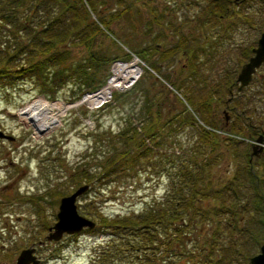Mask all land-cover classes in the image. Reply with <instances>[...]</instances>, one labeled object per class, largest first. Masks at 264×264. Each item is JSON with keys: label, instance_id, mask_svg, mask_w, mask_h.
Masks as SVG:
<instances>
[{"label": "trees", "instance_id": "1", "mask_svg": "<svg viewBox=\"0 0 264 264\" xmlns=\"http://www.w3.org/2000/svg\"><path fill=\"white\" fill-rule=\"evenodd\" d=\"M45 1L49 2L50 9L44 7L41 10L35 7L36 2L44 0H0V30L4 31L0 35L5 37L0 39V59L19 60L18 65L11 67L0 61V74L6 75L8 80L15 77L32 78L35 75L36 80L42 85V88L40 87L42 91L45 87L51 90L54 85L52 89L54 92L68 83L70 88L74 86L79 88L81 84L86 90L99 87L105 74L96 81L92 77L94 71L87 72L85 68L92 66V55L97 60L96 69L97 65L107 62L110 57L105 55L104 57L102 53L98 51L95 53L96 50L92 49V53L83 58L84 61L73 62L71 48L76 43H83L87 48L92 47L95 36L99 32L104 33L100 27L102 25L106 28V33L112 37L110 40L114 49L120 46L115 39L128 47H133L130 38L121 29H124L123 25L126 22L125 25L136 30L140 19L137 9L141 7V3L138 7L139 3L129 1L110 13L108 18L115 19V28L109 26V20L97 15L96 8L91 5L92 2L88 1L87 5L83 0ZM224 1L226 2L220 3L221 7L211 6L209 11L215 14L210 13L207 17L201 8H192L198 12L188 8L186 0L175 1L178 3L168 2L164 5L163 2L160 6L150 5L151 0H146L145 4L150 3V6L143 5L142 9L140 8L141 17L145 19L147 25L150 26L152 24L150 21H154L161 30L172 29L175 35L176 45L156 48L160 53L156 58L155 69L159 72L163 67L165 77L160 76L170 84H162L159 90L155 89L158 94L153 99L148 97L145 88L136 87L132 96H136V92L141 90L144 101L141 104L137 102V98L131 99L135 118L134 120L128 118L117 131L99 130L100 125L96 123V130L92 131L91 135L94 143L99 142L104 148H93L89 162H82L75 167V170L80 171L81 180L76 181L78 177H74V180L78 185L84 182L89 185L90 181L92 185L106 183L115 177L132 176L143 165L156 175L165 174V188L159 200H148L137 212L106 215L98 210H93L92 213L88 211L98 216L92 219L94 225L88 230L100 235L106 234L104 243H101L92 256L93 264L233 263L232 255L236 252L234 243L237 232L234 231L232 220L236 221L237 218L235 204L237 184L232 178L226 180L217 178L214 160L207 159L204 150L217 151L227 156L225 149L230 135L224 137L217 132V129L223 126L214 110L215 105L218 106L221 102L225 106L228 90H232L234 110L232 109L227 131L236 134L246 129L245 134L251 137L250 139L258 134L264 138V73L256 70L253 75L260 79L259 92L262 95L257 100L258 111H253L256 107L254 105L251 111H248L246 104L237 110L239 92L230 87V82L236 74V67L231 68V71L227 69L222 72L218 81L200 84L198 90L194 88L193 83L201 74L199 70L202 71L206 67L203 66L206 62L199 59L200 55L206 53L211 57L210 47L217 44L215 39L218 41L225 39V36H221L222 31L226 29L224 25L228 19L232 21L234 17L232 9L224 6L227 0ZM57 4L60 7H56ZM182 6L186 7L187 11L190 10L191 16L187 17V21L183 19L181 22L180 19L174 23L170 16L176 20L178 17L176 13ZM86 7L95 12L92 13L101 23L100 26L94 19L89 18ZM32 8L42 13L38 14L36 19L27 15ZM148 31L149 27L146 34ZM201 41L207 42L206 48H202ZM250 47L249 50L243 49L240 52L236 60L238 65L249 55ZM179 49L185 51L187 60L185 64L179 66L176 73L170 74L167 68L172 66L171 59L166 64L164 61L173 50ZM215 63L217 64V60ZM261 65H264V62ZM181 74L182 77L179 78ZM172 77L176 79L175 82ZM202 78L203 76L201 80ZM148 85L150 92L156 84ZM184 86L188 90L187 94L182 93ZM119 95V91H113L114 98ZM51 96L55 97L54 94ZM167 97H172L169 103L165 102ZM128 99L126 96L121 100L118 98L115 100L124 104ZM178 104L180 105L176 107ZM170 109L175 111L172 112ZM82 112L86 114V110ZM233 114L236 117L241 115L243 121L235 124L232 120ZM248 120L255 123L254 131L257 133L255 136L248 125ZM176 126L190 127V135L182 138L178 136V130L174 132H177L176 134H171L170 131L176 129ZM174 145L179 147L176 148ZM234 145V142H230L227 146ZM247 162L250 168L248 156ZM63 193L58 191V194ZM238 264L242 262L239 261Z\"/></svg>", "mask_w": 264, "mask_h": 264}, {"label": "rangeland", "instance_id": "2", "mask_svg": "<svg viewBox=\"0 0 264 264\" xmlns=\"http://www.w3.org/2000/svg\"><path fill=\"white\" fill-rule=\"evenodd\" d=\"M83 1L87 5L92 2L91 5L96 8L97 15L109 20V26L116 28L115 19H109L108 16L129 1L139 3L138 7L141 3L140 8L142 9L143 5L156 4L160 6L165 0H151L150 5L145 4L144 1L146 0ZM175 1L178 0H166L163 5ZM44 2H36L35 7L37 6L39 9L49 8V2L45 0ZM224 6H230V4L226 3ZM56 7H60V5L57 4ZM234 7L236 12L239 9L241 21L237 17H233L232 21L228 19L225 24L229 25L222 31L224 34H221V36H225V39L219 41L215 39L217 44L209 49L211 57H208L206 53L200 55L199 59L206 62L203 65L206 67L202 71L199 70V74H201L193 83L196 90L199 89L200 84L218 81L222 72L227 69L231 71V68L236 67V73L239 66L236 60L239 58L240 52L243 49L249 50L250 44L253 42V24L250 23L252 8L246 6L237 8L236 5L232 4V8ZM140 8L137 9L140 19L136 30L125 25L126 22L123 25L124 29H121L123 33L126 32L133 47H128L124 43L123 45L122 42L115 39L118 46L120 45V49H114L110 40L112 37L106 33L107 30L103 25L100 26L101 23L92 13L94 11L90 7H86L89 18L94 19L98 25L100 24L99 26L104 33L99 32L95 36L92 47L87 48L83 43H76L71 48V59L73 62H82L85 56L92 53V49L93 51L96 50L95 53L98 51L103 56L110 57L107 62L97 65L96 69L97 60L92 55V66L85 68L87 72L94 71L92 77L96 81L98 77L105 74L101 85L95 89H83V84L79 88L76 86L70 88L68 83L54 92H52L54 85L51 90L45 87L42 91V85L36 80L35 75L32 78L15 77L8 80L6 75L0 74V130L13 136L12 139L0 137V264H15V256L18 250L30 245L34 247V254L39 259L38 264H93L92 256L101 243H104L106 234L100 235V233H92L88 228H82L73 233H62L58 239H47V227L55 220L58 199L62 195L58 194V191L67 194L78 185L76 181L81 180L80 171L75 170V167L82 162H89L88 159L92 157L93 148H104L100 146L99 142L94 143L91 135V132L96 130V123L100 125L99 130L117 131L124 121H128V118L134 120L135 115L132 111L134 97L137 98L138 103L142 104L144 101L141 90L136 92V96H132L136 87L145 88L148 97L153 99L158 94L155 89L159 90L164 84H169L164 78L165 69L161 67L159 72L155 69L156 58L160 53V50L156 48L176 45L175 35L172 29L161 30L154 21L149 20L152 24L147 25L145 19L143 20L141 17ZM192 10L198 12L197 9ZM186 11V7L182 6L176 13L178 16L176 20L173 16L170 18L174 23L180 19L181 22L183 19L187 21V17L191 14L190 10ZM38 14H42L41 11L33 8L31 12L27 13V15L32 16V19H36ZM123 17H125L124 14ZM148 27L149 31L146 34ZM3 32L0 30V34ZM4 38L0 35V39ZM201 43L203 44L202 48L207 47L206 41H201ZM134 48L137 49L134 50ZM131 53L135 56L132 57ZM169 59H171L172 66H169L167 70L173 74L178 71L181 64H185L187 55L184 52L181 53V49L179 51L173 50L164 64L169 63ZM215 60L220 65H217ZM0 61L8 67L19 64V60L16 61L15 59L7 61L4 58ZM116 61L119 63L113 68ZM131 61H135L137 73L130 86L124 90L109 86L107 89L109 91L108 96L105 99L97 103L88 100L89 96L97 93L103 84H105L103 88L107 86L106 84L111 78L106 82L109 75L112 76L116 69ZM259 71L264 73V65L258 67L257 72ZM181 77L182 74L179 78ZM171 79L176 81L173 77ZM251 80L238 93L240 101L236 106L237 110L246 104L245 107H248V111H251L252 105L256 106L253 111H258L257 100L262 95L259 92L260 79L252 77ZM148 84H156L150 92H148ZM186 84L191 83L186 82ZM184 88H182V93L187 94L188 90L185 86ZM113 91L120 92L117 97L119 100L126 96L129 99L124 104H120L115 100L117 98L112 96ZM51 94H54L55 97ZM171 99L172 97H167L165 102L169 103ZM40 101L54 104L52 111L57 116L56 124L43 132L34 129L26 114L27 105ZM102 101H104L100 105L102 108H99L100 106L97 104ZM233 104L232 100L228 102V106ZM57 106L59 110L56 109ZM215 106L216 116L218 115V118L223 120L224 103L221 102ZM174 109H170V111L174 112ZM83 110H86V114H83ZM229 112H232V108ZM190 114L193 113L190 112ZM232 120L235 124L243 121L241 115L236 117L234 114ZM173 125L175 124L173 123ZM177 130L179 131L178 136L182 138L191 133L190 127L187 126L183 128L176 126V129L170 132L176 134ZM217 130L224 137L230 135L227 145L234 142V147L226 145V157L225 154L208 149L204 150V155L207 159L214 160L217 178L220 180L232 178L237 184L235 188L237 218L236 221L232 220L237 237L234 243L236 252L232 255L234 258L232 264H238L239 261L242 264H248V260L245 262V259L258 251L264 237V146L260 154L252 157L249 168L247 156L250 151L249 140L251 137L245 134L246 129H242L240 133L236 134L226 131L223 127ZM175 131L177 132L174 133ZM256 134L254 133V136ZM174 146L179 147L178 145ZM221 151L222 149H220ZM83 154H85L84 157ZM141 167L132 176L123 175L106 183H94L93 185L90 181L88 187L75 199L78 212L92 219L98 218L95 214H93L94 216L90 214L93 210H98V212L106 215H124L141 210L148 200H159L164 193L165 174L156 175L148 167L143 165ZM74 177H78L76 181Z\"/></svg>", "mask_w": 264, "mask_h": 264}, {"label": "water", "instance_id": "3", "mask_svg": "<svg viewBox=\"0 0 264 264\" xmlns=\"http://www.w3.org/2000/svg\"><path fill=\"white\" fill-rule=\"evenodd\" d=\"M251 54L243 61L236 75V88L241 89L251 79L252 74L256 68L264 62V29L261 31L255 45L251 48ZM223 121L225 124L222 126L227 128L228 112L224 108ZM35 120V115H30L31 124ZM33 127L38 132H43L44 129L39 124L34 123ZM0 137L12 139L11 134L4 133L0 130ZM251 154L257 155L264 146V139L261 134L255 137V140L251 144ZM88 187L87 183L79 184L71 192L63 194L58 199L57 211L55 213L54 222L48 226L47 239H58L62 233H73L78 231L84 226L91 227L94 225V221L80 214L76 208V197ZM33 247L21 248L15 256V264H38V258L32 253ZM248 264H264V237L259 245L258 251L253 253L248 258Z\"/></svg>", "mask_w": 264, "mask_h": 264}, {"label": "flooded vegetation", "instance_id": "4", "mask_svg": "<svg viewBox=\"0 0 264 264\" xmlns=\"http://www.w3.org/2000/svg\"><path fill=\"white\" fill-rule=\"evenodd\" d=\"M224 2H226V1H224V0H205V1H201V0H198V1L197 0H189V1L186 2V6L188 8H190V9H192V8H201L203 10L204 16L207 17L210 13L211 14H215L214 12H210L209 11V8L211 6L221 7L220 6V3H224ZM227 3H229L230 6H226V8L232 9L231 12H233V16L234 17L236 15L238 17L240 12H239V9H237L238 11L236 12L235 11V7L232 8V4L233 5H236L237 8H240L242 6H246V7H251L252 8V18H251L250 23L252 22V24H253L252 25V29H253V33H252V35H253V42H252V46L250 47V53H249V54H251V52H252L251 51V48L255 45V43L257 41V38L259 37L261 31L264 29V0H227ZM234 11H235V13H234ZM239 18H240V16L238 17V20L241 21ZM232 24L234 25L235 23H232ZM227 25H229V24H225V28H226ZM249 28H250V26H249ZM222 34H224V33H222ZM183 52L185 53L184 50H181V53H183ZM240 64L241 63H239V66H240ZM239 66H238V69H239ZM238 69H237V71H238ZM256 70H257V68H256ZM255 72L253 73V75L255 74ZM236 75H237V72L235 74L234 79L230 82V87L231 88L233 87V89H235L237 92H240L246 85H244L241 89H237L236 88V85H237ZM253 75L251 76V79H252ZM251 79L249 80V82L251 81ZM228 93H229V95L225 98V107L229 111L232 108V106H231V108H229L227 105H228V102L233 97L232 90H228ZM232 109L234 110V108H232ZM230 115H231V112L228 113V119H227V121L230 120ZM221 124L223 125L225 123L222 122ZM248 125H249L250 129L253 131V133H255V131H254L256 129L255 123L248 120ZM254 140H255V137L251 139L250 144H249V146H250V152H249V155H248V161L249 162H251V158L253 156H255L254 154H251V150H252L251 144H252V142ZM261 151L258 154H260Z\"/></svg>", "mask_w": 264, "mask_h": 264}, {"label": "bare ground", "instance_id": "5", "mask_svg": "<svg viewBox=\"0 0 264 264\" xmlns=\"http://www.w3.org/2000/svg\"><path fill=\"white\" fill-rule=\"evenodd\" d=\"M136 73L137 71L135 67V61H131L119 67L112 74L110 80L106 84L107 86L104 88L102 87L97 91V93L89 96L88 100H90L92 103H97L100 100H103L107 96V89L109 86H113L116 88H125L129 86V84H131L132 80L136 76ZM53 106L54 104H50L47 101H40L38 103L27 105V119L30 121V115L34 114L35 120L32 123L39 124V126H41L44 130H49L57 122V116L55 115V112L52 111L54 108ZM56 109L59 110V107L57 106Z\"/></svg>", "mask_w": 264, "mask_h": 264}, {"label": "built area", "instance_id": "6", "mask_svg": "<svg viewBox=\"0 0 264 264\" xmlns=\"http://www.w3.org/2000/svg\"><path fill=\"white\" fill-rule=\"evenodd\" d=\"M118 63H119V62L116 61L115 64L113 65V68L116 67V65H117ZM110 77H111V75L108 76V78L106 79V82L108 81V79H109ZM132 81H133V80H132ZM129 85H130V84H129ZM108 92H109V91H107V96H108ZM107 96H106V97H107ZM106 97H105V98H106ZM105 98H104V99H105ZM100 101H101V100H100Z\"/></svg>", "mask_w": 264, "mask_h": 264}]
</instances>
